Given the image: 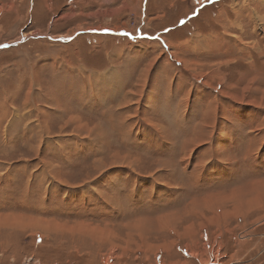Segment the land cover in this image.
I'll list each match as a JSON object with an SVG mask.
<instances>
[{
  "label": "rangeland",
  "instance_id": "374dc122",
  "mask_svg": "<svg viewBox=\"0 0 264 264\" xmlns=\"http://www.w3.org/2000/svg\"><path fill=\"white\" fill-rule=\"evenodd\" d=\"M0 264H264V0H0Z\"/></svg>",
  "mask_w": 264,
  "mask_h": 264
},
{
  "label": "bare ground",
  "instance_id": "6f19581e",
  "mask_svg": "<svg viewBox=\"0 0 264 264\" xmlns=\"http://www.w3.org/2000/svg\"><path fill=\"white\" fill-rule=\"evenodd\" d=\"M36 86V85H35ZM32 87V86H31ZM36 88V87H35ZM35 100V99H34ZM53 101V100H52ZM100 125V124H99ZM97 126V125H96ZM101 126V125H100ZM77 128V127H76ZM78 129V128H77ZM96 129V128H95ZM76 130V129H75ZM211 131V130H210ZM93 134V133H92ZM100 136V135H99ZM98 137V136H97ZM202 137V136H201ZM207 137V136H206ZM105 143V142H104ZM195 142H190L189 144L190 145H192V144H194ZM104 145V144H103ZM107 146V145H106ZM107 148V147H106ZM69 153V152H68ZM37 154V153H36ZM51 174V173H50ZM112 203H113V201H112ZM167 217V216H166ZM168 218V217H167ZM7 220V219H6ZM37 221H40V220H32V219H30V220H27V221H22V222H20V223H14V222H11V223H14V224H18V225H20V226H24V227H27V225H30L31 226V228L34 226V227H38V229L39 228H41V229H49V225L47 224V225H43L44 223H41V222H37ZM166 221V220H165ZM158 222V221H157ZM164 222V221H163ZM2 223H6V221L5 222H2ZM8 223H10V222H7V224ZM160 224V223H159ZM154 224H152V226H153ZM29 226V227H30ZM54 228V227H53ZM55 230V229H54ZM36 231H37V229H36ZM45 232V231H44ZM187 248V247H186ZM190 248V247H189ZM192 249V248H191ZM192 251V250H191ZM190 251V252H191ZM196 251V250H195ZM192 253V252H191ZM192 257V256H191Z\"/></svg>",
  "mask_w": 264,
  "mask_h": 264
},
{
  "label": "crops",
  "instance_id": "0c3cea01",
  "mask_svg": "<svg viewBox=\"0 0 264 264\" xmlns=\"http://www.w3.org/2000/svg\"><path fill=\"white\" fill-rule=\"evenodd\" d=\"M41 90H42V89H41ZM46 94H47V93H46ZM30 96H31V93L28 94V97H30ZM45 99H49L48 96H45ZM8 100H9V99H8ZM8 100H6V101H8ZM7 105H9V104L7 103ZM9 134H10V133H9ZM7 137H8V136H7Z\"/></svg>",
  "mask_w": 264,
  "mask_h": 264
}]
</instances>
